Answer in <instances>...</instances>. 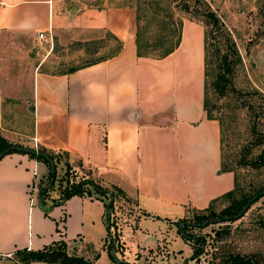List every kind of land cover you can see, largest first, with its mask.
I'll return each instance as SVG.
<instances>
[{"label":"crops","instance_id":"0c3cea01","mask_svg":"<svg viewBox=\"0 0 264 264\" xmlns=\"http://www.w3.org/2000/svg\"><path fill=\"white\" fill-rule=\"evenodd\" d=\"M112 3L0 0V136L67 155L73 168L81 163L101 187L132 200L144 218L174 221L188 209L207 208L235 182L233 172L220 171L219 124L203 109L204 29L184 18L173 53L139 57L135 8ZM39 33L46 38L39 39ZM101 33L117 39L121 50L90 66L51 73L40 69L44 59L34 67L28 53L33 39L46 44L51 55L57 46L76 44L82 50L97 44ZM5 103H13L8 107L13 111L29 108L32 123L19 138L23 142L13 138L17 131L11 126L19 125L20 116L5 119ZM46 176V166L27 154L0 160V264H16L7 255L17 250H41L61 240L69 254L89 261L97 254L93 264L124 263L106 254L105 206L96 196H73L51 206L46 200L45 215L38 187ZM58 195L51 192V199ZM91 241H99V252L90 249Z\"/></svg>","mask_w":264,"mask_h":264},{"label":"rangeland","instance_id":"374dc122","mask_svg":"<svg viewBox=\"0 0 264 264\" xmlns=\"http://www.w3.org/2000/svg\"><path fill=\"white\" fill-rule=\"evenodd\" d=\"M183 1L178 0L180 3ZM203 1L209 4L220 18L226 31L233 38L241 57V63L236 67L233 75L234 88L238 93L221 97L219 100L213 98V102L216 105L214 115L222 117L225 126H228L222 143L225 162L233 169L239 188L249 191L264 186V166L257 169L245 166L248 161L256 158L264 147V0ZM112 2L114 5L129 4L135 9L138 8L143 24L152 22V11L157 7L173 11L176 19L191 18V15L174 8L170 0H112ZM190 5L191 7L194 5V0ZM155 26L156 23H151L148 32H152ZM99 37L97 44L86 45L82 50H78L76 44L69 45L64 50L57 46L51 55H47L50 48L46 44H39L33 39L29 43L30 46L28 45V53L31 52L30 57L33 58L34 67L44 59L46 62L40 69L55 73L104 57L116 46L115 41L105 33L99 34ZM249 102L253 103L255 111L246 110L245 106ZM4 106L3 117L5 119L9 117L8 121L10 119L13 121V114L20 116L19 125L16 127L11 125L17 131L13 134V138L19 140L24 132L30 131L32 115L29 114V108L17 107L13 111L8 109L13 107V103H5ZM19 141L23 142L21 139ZM13 142L18 144L16 141ZM257 142H262L261 146H255ZM58 166L59 179L64 174V167L61 164ZM110 191L114 192L113 213L110 214L112 226L109 232L107 231L104 241H106L105 248L109 249H106L108 257L111 247L115 246L114 248L117 249L112 250L115 258L112 260L109 257L111 261L135 264H222L220 257L227 252L256 255L258 259L264 260V196L236 222L220 225V227L227 225L221 233H230L228 236L218 240L214 235L218 229L217 225L201 230L207 236V245L199 261H194L190 260L191 246L184 242L176 226L178 221L191 216L190 209L183 217L174 221L144 218L145 215L135 207L132 200H127L115 190L110 189ZM105 201L107 202L108 198H105ZM226 204V202L216 204V211L221 210ZM105 222L107 223L106 216ZM124 239L129 242L126 243L127 250ZM85 241L89 242L88 235ZM91 242L93 245L90 249L95 250L97 248L95 244L99 241ZM137 246L153 249L138 251ZM99 251L100 248H97V252ZM92 257L93 264L98 255L93 254Z\"/></svg>","mask_w":264,"mask_h":264},{"label":"trees","instance_id":"16d2710c","mask_svg":"<svg viewBox=\"0 0 264 264\" xmlns=\"http://www.w3.org/2000/svg\"><path fill=\"white\" fill-rule=\"evenodd\" d=\"M193 0H184L183 3L178 0H170L174 8L191 15L190 21L200 23L204 29V87H203V109L209 120H216L220 128L221 151L224 135L228 128L222 117L214 115L216 105L213 98L219 100L221 97L234 95L237 92L234 88L233 75L236 67L241 63V57L236 48L233 38L226 31L223 23L216 13L203 0H194V5H190ZM194 8V10H192ZM136 10L137 28H136V53L143 58L163 59L173 53L180 44L182 20L176 19L173 11L164 8H153L152 22L142 23L141 12ZM156 23L152 32H148L151 23ZM116 46L104 57L89 61L83 66H90L98 62L107 60L118 54L121 50V44L117 39ZM93 43V45H95ZM248 112L255 111L253 103L249 102L246 106ZM244 107V108H245ZM262 142L255 143V146H261ZM27 149V150H26ZM12 153L27 154L31 159L42 163L47 168V176L44 182H39L38 198L39 205L47 215L50 206L60 204L73 196H96L104 202L105 216L108 223V232L111 228V217L113 213L114 192L110 189L101 187L92 177L91 172L83 169L82 164L78 163V168H73L68 163L67 155H60L50 152L43 148L30 149L20 144H13L0 136V160ZM52 161L54 171L52 170ZM63 164L64 174L58 179L57 167ZM245 166L260 168L264 166V147L256 158L248 161ZM221 172H233L230 165L225 162L221 153ZM57 185V186H56ZM115 190V189H113ZM57 191L58 198L52 200L51 192ZM116 191V190H115ZM119 193L118 191H116ZM120 194V193H119ZM264 196V186L245 191L239 188L236 177L234 187L231 191L212 200L209 206L203 210H191V216L177 222L179 234L185 243L192 248L190 260L199 261L205 253L207 245L206 235L202 233L206 227L218 226L214 232L218 240L230 233H221L225 227L221 224H231L244 216L249 208ZM108 198V201H105ZM46 200L51 204L46 208ZM112 200V201H111ZM111 201V202H110ZM220 202L227 204L219 211H216L215 205ZM249 205L247 211L244 209ZM115 247V246H114ZM111 247L108 252L109 257L114 260L111 254ZM67 244L64 241L53 242L41 250L21 249L13 253V259L19 264H31L35 261L47 264H92V261L83 257L69 254ZM109 250V249H108ZM222 264H264V260L258 259L256 255H242L239 253L227 252L221 255ZM121 264H135L124 262Z\"/></svg>","mask_w":264,"mask_h":264},{"label":"built area","instance_id":"2783aa9c","mask_svg":"<svg viewBox=\"0 0 264 264\" xmlns=\"http://www.w3.org/2000/svg\"><path fill=\"white\" fill-rule=\"evenodd\" d=\"M38 38H39V39H45V38H46L45 33H39V34H38ZM48 38H49V40H50V42H51V41H52V38H51L50 36H49ZM34 174H36V171H35ZM34 190H35L34 188H31V193H33ZM7 257L13 259V254H8ZM13 261H14L16 264H19V263H18L17 261H15L14 259H13Z\"/></svg>","mask_w":264,"mask_h":264},{"label":"water","instance_id":"95a60500","mask_svg":"<svg viewBox=\"0 0 264 264\" xmlns=\"http://www.w3.org/2000/svg\"><path fill=\"white\" fill-rule=\"evenodd\" d=\"M27 150V149H26ZM51 163V167H52V170L54 171V168H53V164H52V161H50ZM249 205H247V207L244 209V211H247ZM114 254V251L112 252V255ZM117 262L119 263V261L117 260Z\"/></svg>","mask_w":264,"mask_h":264}]
</instances>
